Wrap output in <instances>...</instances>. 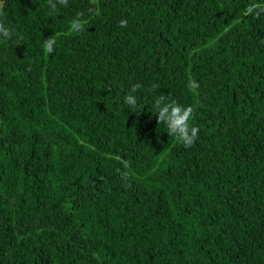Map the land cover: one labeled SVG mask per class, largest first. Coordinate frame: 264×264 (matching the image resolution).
<instances>
[{"label": "trees", "instance_id": "16d2710c", "mask_svg": "<svg viewBox=\"0 0 264 264\" xmlns=\"http://www.w3.org/2000/svg\"><path fill=\"white\" fill-rule=\"evenodd\" d=\"M250 3L264 0H0L17 33L0 36V264H264V11ZM161 93L193 107L192 147L158 124Z\"/></svg>", "mask_w": 264, "mask_h": 264}, {"label": "clouds", "instance_id": "9594fccd", "mask_svg": "<svg viewBox=\"0 0 264 264\" xmlns=\"http://www.w3.org/2000/svg\"><path fill=\"white\" fill-rule=\"evenodd\" d=\"M69 0H47L52 12L57 11L58 6L67 7ZM2 7V4H0ZM91 11V10H90ZM261 11H264V5L258 3H250L244 10V15H254L259 17ZM83 13H79L77 17L70 21V29L73 33H81L85 30L86 20L83 18ZM119 27H127L128 22L126 19L119 21ZM14 35H17L14 29L6 27L4 23L0 22V36L5 39H11ZM56 37L55 35L45 38L43 43V50L45 54H51L55 51ZM141 84H134L131 89L124 96V103L131 109H137V97L134 95L140 88ZM158 85H153V89L158 88ZM187 87L191 91H195L199 88V84L194 79H189ZM153 107L158 113V124L163 123L167 127V132L170 136H174L178 142L182 143L185 147H192L194 142L198 138L199 128L190 124V120L193 118L194 109L192 106H185L178 103L175 99H171L169 95L161 93L154 101ZM143 109H139L142 111ZM135 112V111H133ZM124 166V170L120 172L123 180L130 178V173L127 171L129 164L127 161L121 160Z\"/></svg>", "mask_w": 264, "mask_h": 264}]
</instances>
